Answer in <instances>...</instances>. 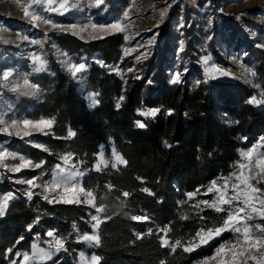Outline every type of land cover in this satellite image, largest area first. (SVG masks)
<instances>
[{
    "label": "trees",
    "instance_id": "obj_1",
    "mask_svg": "<svg viewBox=\"0 0 264 264\" xmlns=\"http://www.w3.org/2000/svg\"><path fill=\"white\" fill-rule=\"evenodd\" d=\"M109 4L107 12H116L118 3ZM219 20L212 31V48H244L253 63L251 82L207 78L198 63L197 39L187 28L184 57L189 70L180 74L178 82H171L174 34L168 20L143 56L142 50L125 52L117 35L85 42L68 32L43 33L48 71L26 69L38 90L34 96H20L16 108L21 117L45 118L53 125L44 134H32L30 143L0 136L11 151L41 165L17 174L0 166V201L12 195L5 215L0 216V264H21L33 243L46 246L54 239L47 235L50 231L63 239L64 247L54 259L34 264H77L83 249L78 237L93 231V216L102 218L99 244L92 250L100 258L98 264H200L221 244L236 242L238 234L227 232L192 252L183 250L189 242L198 243L200 228L219 227L227 216L226 211L217 213L203 204L198 208V202L206 198L202 193L212 181L230 176L241 161L242 149L258 141L264 144V48L255 46L245 27L259 26L247 17L222 14ZM53 40L74 61L84 58L89 63L85 92L97 94L95 106L55 56ZM95 53L97 62L92 59ZM215 55L219 63L230 65L223 54ZM110 65H118L122 76L109 72ZM252 97L259 103H250ZM150 109L160 111L155 116L141 115ZM138 120L146 127H137ZM69 131L74 135L69 137ZM111 146L125 165L96 169L98 154L104 150L110 158ZM69 153L84 161L83 186L92 192L95 206L49 203L44 198L39 184ZM35 176L36 187L20 182ZM28 192L33 194L31 199ZM187 193L194 195L189 198ZM249 223L264 226V219ZM166 227L171 229L166 235L169 242L179 239L183 245L175 251L161 244V230Z\"/></svg>",
    "mask_w": 264,
    "mask_h": 264
},
{
    "label": "rangeland",
    "instance_id": "obj_2",
    "mask_svg": "<svg viewBox=\"0 0 264 264\" xmlns=\"http://www.w3.org/2000/svg\"><path fill=\"white\" fill-rule=\"evenodd\" d=\"M109 1L118 3L116 12H107L110 6ZM60 2L61 0H55L52 7H57ZM67 4L68 10L61 14L59 11H50L47 0H0V118L4 121V123L0 124V128L11 125L12 121H39L41 119L49 121V119L45 118L33 120L21 117L16 108L20 96H34L38 90L37 86L30 80L29 74L26 70L31 68L33 71L34 67L38 66L33 57H39L46 62L44 70L36 73L48 71L47 61L42 54L46 39V37L43 36V33L46 36L47 34L54 32H68L85 42H92L107 36L117 35L119 41L122 42L121 48L125 52L142 50L141 56H143L149 51L150 46L157 41L162 29L165 27L166 21H171L169 22V31L174 34V40L171 43L174 49H172L170 56L173 60V64H175L174 67L170 69L171 82L176 74H179L180 77L181 73H186L189 70L188 60L184 57V43L187 35L186 28L190 30L189 34L197 39L196 47L200 48V52L197 54L198 63L207 78L233 82L237 79L248 82L253 80L254 75L251 74L254 73L253 63L248 61L246 56L247 52L244 48L240 49V51H235L234 45H232L225 51L221 50L219 45H215L214 49L211 46L212 31L214 30L215 23L220 21L219 16L222 14L236 17L237 19L247 17L253 22V24L258 25L259 27L245 26L247 30L246 32L248 36L251 37L250 39L255 42L256 47L264 48V0H102V3L99 4H97V0H67ZM25 6L29 7V12L32 14L29 17H25L24 15ZM99 11L101 13L100 16H98ZM125 12L128 13L126 19L124 18ZM33 15L36 19L32 18ZM118 19L121 21L122 27L125 29L122 32H111L101 30L99 27H91L93 24L99 26L114 23ZM45 21H51V24L60 25L62 27H52L51 24H47ZM70 25H76L77 27L74 30H70L68 28ZM125 37H128V39H125ZM51 44L54 48L55 56L64 70L78 83L81 93L89 99V94H92L93 92H85L87 74L90 68L87 60L83 58L79 62H76L70 58V56L59 47L54 40L51 41ZM224 45H226V43H224ZM215 52L223 54L225 60H227L230 65L219 63L216 59ZM206 57L210 58L207 63H205ZM97 58L98 54H93L92 59L95 62H97ZM69 63L73 65L82 63L85 65V69L77 73L76 76H73L68 70ZM213 65H215V68H213ZM216 68L229 73V75H219ZM206 69L208 70L207 73ZM108 70L109 72L117 73L120 76L123 74L118 65H110L108 66ZM4 72L10 73L7 79H4L3 77ZM25 78L29 80L30 86L28 87L23 85ZM13 89L17 90L14 91ZM52 125L53 123L50 126L42 125V131L34 130L29 126L27 131L30 132V135L25 136L23 134L25 131L24 126L21 124L18 128L9 127L8 132H0V136L15 137L22 140L24 143H30L28 140L32 134H44L52 128ZM17 131L21 134L16 135L15 133ZM258 143L263 144L258 141L251 146L242 149L241 152L247 151L254 144ZM33 145L37 146L35 144ZM0 150H6L7 153L13 154L7 156L6 159L0 163V166L3 169L13 174H17L24 169L34 170L37 168L27 167L21 168L19 172H13L10 170L11 167L19 166L21 163L19 157H23L25 161H32L18 151H11L5 144V140L1 137ZM257 151L264 152V147H259ZM117 155L125 161L115 146L110 147V158L106 156L104 150H101L97 156L95 168L100 170L107 168L108 166L117 168L125 165V163L116 160L115 157ZM13 156L16 158H13ZM101 160L104 161V163H100L99 168H97L98 161ZM240 162H244L242 157ZM32 164L34 163L32 162ZM57 165H60V169H57ZM57 165L51 171L50 175L44 178L42 184H39L44 195L47 196L49 200L56 197L58 192L63 191L62 188H58L55 191L51 190V184L54 178L57 177L58 174L62 175L63 171L72 170L73 168L84 172V175L79 179V186L87 191L83 186V181L87 172L84 170V161L81 157L76 154H71L67 164H65L62 159ZM238 171L239 169L235 167L233 172ZM40 174L42 176L44 172L42 171ZM35 178H37V176H35ZM36 181L37 179L34 181L35 185ZM215 181L217 182L218 187L222 186L224 183L223 178ZM232 182V180H229V185H231ZM253 183H255V181H253ZM45 185H48L49 187L46 189ZM257 186L264 188V182H261ZM207 189L202 193L206 196L202 201L206 200L211 202L215 199V196L214 193L208 192ZM229 194H231L230 187ZM9 195L10 194H7L4 197ZM80 199L83 201L86 198L81 195ZM11 200L12 198L9 200L7 208ZM94 203L95 199L94 196H92V203L88 204L93 205ZM226 207L227 206H225V208ZM96 217L100 222L95 228L93 227V231L88 234H95L99 237L98 230L102 218L100 216ZM94 224H96V221H94ZM227 232L232 231H225L224 233ZM162 236L166 238L165 232H163ZM220 236L215 237L213 240ZM213 240L209 241V243ZM52 241H54V239H52ZM81 242L83 243V249L81 251H84L86 258L95 255L92 250L97 245L90 246L83 241ZM39 247L49 249V243L46 246ZM50 250L55 251L54 248ZM80 252L78 253L77 264H82L79 255ZM31 253L32 250L29 255H31ZM58 253L59 252H56L52 259H54ZM47 261L50 260H44L42 262ZM36 262L39 261L25 262L24 256H22L21 264H34ZM209 264H215V262L210 261ZM249 264H252V262H249Z\"/></svg>",
    "mask_w": 264,
    "mask_h": 264
},
{
    "label": "snow or ice",
    "instance_id": "obj_3",
    "mask_svg": "<svg viewBox=\"0 0 264 264\" xmlns=\"http://www.w3.org/2000/svg\"><path fill=\"white\" fill-rule=\"evenodd\" d=\"M49 4L50 11H59L61 14L68 10L67 0H61L57 7H52V4L55 0H47ZM102 3V0H97V4ZM24 15L25 17H29L32 15L29 12V7H24ZM163 15V13H162ZM128 17V13H124V18ZM33 19L36 17L33 15ZM47 24H51V21H45ZM52 27H62L60 25L51 24ZM76 25H70L68 28L70 30L76 29ZM93 28L99 27L101 30L111 31V32H122L124 31V27H122L121 21L118 19L114 23H110L107 25H91ZM128 39V37H125ZM34 61L37 62L36 67H34L33 71L39 72L44 70L46 62L39 57H33ZM139 59V57H137ZM209 57L205 58V63H207ZM215 68V65H213ZM85 69L84 64H68V70L71 72L73 76H76L77 73L83 71ZM132 71V69H129ZM206 69V73H207ZM216 71L219 75L227 76L229 73L216 68ZM250 71V70H249ZM254 75V73H251ZM10 73L4 72L3 77L7 79ZM179 74H176L172 78V82H178ZM23 85L25 87L30 86L29 80L27 78L24 79ZM19 87V86H18ZM34 87V86H32ZM14 91L17 89H13ZM95 93L89 94V100L92 106L98 103L96 99ZM121 100L123 97L120 98ZM250 103H259L255 97H252ZM116 107L119 108V102L116 104ZM139 111V110H138ZM160 109H150L147 112H141V115H151L155 116ZM169 114H171V109H169ZM187 115V113H185ZM4 123L3 119L0 118V124ZM53 121H45L43 119L39 121H30V120H23L22 122L12 121V124L6 127L0 128V132H8V128H18L22 124L24 126V135H30V132L27 131L28 127L31 126L34 130L42 131V125L50 126ZM137 127L144 128L146 125L141 121L135 122ZM12 134V133H9ZM16 135H20L21 133L17 131ZM74 133L69 131V137L73 136ZM261 141H264V137L261 138ZM165 146L167 147V142H165ZM39 147V145H37ZM259 147H264V144L258 143L254 144L251 148L247 151H242L240 153L241 157L243 158L244 162H237L235 167L239 169L238 172H233L230 174V177L223 178L224 183L222 186H217V182L214 180L212 181L211 185L208 187L207 191L210 193H214L215 199L211 202L209 201H200L197 204L199 208L200 204H203L206 208H212L217 213L226 211L227 216L223 219L222 225L219 227L214 228H200L196 232V237H199L198 243L189 242V246L181 245V241L177 239L174 243H170L168 239L162 236L161 244L165 247H170L172 251L176 250L177 246H183V250L185 252H192L195 248L200 247L201 245H206L209 241L213 240L215 237L220 236L225 231H232L237 235V239L235 243H229L227 245L221 244L214 252L213 256L205 258L200 264H209L210 261H214L215 264H264V226L260 223H256L251 225L248 223L249 220L254 218L264 219V188H260L257 185L261 182H264V152H259L257 149ZM13 155L11 153H7L6 150H0V163L6 159L7 156ZM71 154L63 156L64 163L67 164ZM13 158H16L13 156ZM117 161L121 163H126L122 160L120 156L115 157ZM21 163L19 166H12L11 171L19 172L21 168L27 167H40V164H32L30 161H25L23 157H19ZM43 163V162H41ZM100 163H104V161H98L97 168H99ZM6 166V165H5ZM57 169H60V165L56 166ZM63 171V170H61ZM84 175V172L78 171L75 168L68 171H63V174H58L57 177L54 178L51 184V190L55 191L58 188H62V192H58L56 197L52 200H49V203L53 202H63L66 204H73V203H92V192L85 191L82 187L79 186V179ZM35 177L31 180L27 181H20L21 183H27L32 187H36L34 181ZM229 180L233 182L229 185ZM255 181V183H253ZM49 186L45 185L47 189ZM229 187L231 188V194H229ZM144 191H148L144 189ZM199 191V189L197 190ZM29 199L33 195L31 192L27 193ZM83 195L86 199L81 200L80 197ZM124 196L129 195L128 193H124ZM194 193H187L189 198L193 197ZM11 195L6 196L0 201V216L5 214V210L7 208V204L11 199ZM48 199L47 196L44 197ZM93 206H95L93 204ZM227 206V208H225ZM102 206L97 211H101ZM92 219L96 221V224L93 225L95 228L99 224V219L96 216H93ZM136 220L147 219V217H133ZM182 219H186V217H182ZM31 225H29V229H31ZM75 227V225H74ZM170 228L162 229L161 231L165 232V236L167 232L170 231ZM149 234H151V229L148 230ZM47 235L49 237H54V241H48L49 249L41 248L38 246L37 243L32 244V253H24V261H44V260H51L52 257L55 255L56 252H59L64 247L63 239L56 237L53 232H48ZM138 238H140L138 236ZM23 239V237H21ZM79 240L85 242L90 246L98 245L99 244V237L95 234H87L78 237ZM195 240V237L193 238ZM19 241H17L18 243ZM54 248L55 251H51L50 249ZM11 251V249H9ZM20 255V253H17ZM80 258L82 264H98L99 257L92 255L90 258L85 257L84 251L80 252ZM15 264V262H14ZM163 264V262H161Z\"/></svg>",
    "mask_w": 264,
    "mask_h": 264
}]
</instances>
